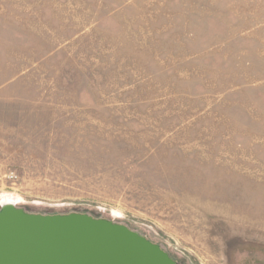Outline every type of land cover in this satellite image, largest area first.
Wrapping results in <instances>:
<instances>
[{"label": "rangeland", "instance_id": "obj_1", "mask_svg": "<svg viewBox=\"0 0 264 264\" xmlns=\"http://www.w3.org/2000/svg\"><path fill=\"white\" fill-rule=\"evenodd\" d=\"M7 197L264 264V0H0Z\"/></svg>", "mask_w": 264, "mask_h": 264}, {"label": "water", "instance_id": "obj_2", "mask_svg": "<svg viewBox=\"0 0 264 264\" xmlns=\"http://www.w3.org/2000/svg\"><path fill=\"white\" fill-rule=\"evenodd\" d=\"M0 264H177L158 244L126 225L83 213L0 209Z\"/></svg>", "mask_w": 264, "mask_h": 264}, {"label": "bare ground", "instance_id": "obj_3", "mask_svg": "<svg viewBox=\"0 0 264 264\" xmlns=\"http://www.w3.org/2000/svg\"><path fill=\"white\" fill-rule=\"evenodd\" d=\"M5 203H14V204H16L17 200L15 198H13V197H7V198H5L3 200V204H5Z\"/></svg>", "mask_w": 264, "mask_h": 264}]
</instances>
